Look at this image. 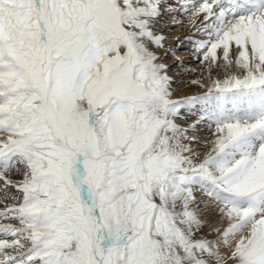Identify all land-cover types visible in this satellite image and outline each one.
I'll return each mask as SVG.
<instances>
[{
	"label": "snow or ice",
	"instance_id": "snow-or-ice-1",
	"mask_svg": "<svg viewBox=\"0 0 264 264\" xmlns=\"http://www.w3.org/2000/svg\"><path fill=\"white\" fill-rule=\"evenodd\" d=\"M0 264H264V0H0Z\"/></svg>",
	"mask_w": 264,
	"mask_h": 264
},
{
	"label": "rangeland",
	"instance_id": "rangeland-1",
	"mask_svg": "<svg viewBox=\"0 0 264 264\" xmlns=\"http://www.w3.org/2000/svg\"><path fill=\"white\" fill-rule=\"evenodd\" d=\"M164 19H167V17H161V20ZM157 31L163 32L168 37L164 48L158 50V55L161 57V62L169 66L168 74L176 81V83L173 84V87L176 89L175 94L181 95L195 92L196 89L186 87L187 79L191 77H187L185 69L181 68L178 64V61H183L185 67H196V62L190 51L191 45L183 42L189 33L185 28L173 27L163 23L159 25ZM174 44L176 46L174 47L175 49H173L174 54L172 52H166V50L171 49L170 47ZM181 80H184V83H180ZM194 119L195 117H191L188 122L190 123Z\"/></svg>",
	"mask_w": 264,
	"mask_h": 264
},
{
	"label": "bare ground",
	"instance_id": "bare-ground-1",
	"mask_svg": "<svg viewBox=\"0 0 264 264\" xmlns=\"http://www.w3.org/2000/svg\"><path fill=\"white\" fill-rule=\"evenodd\" d=\"M184 40H185V39H184ZM181 44H182V43H181ZM174 47H176L175 44H174L172 47H170V48H171V49H175ZM175 95H176V94H175Z\"/></svg>",
	"mask_w": 264,
	"mask_h": 264
}]
</instances>
